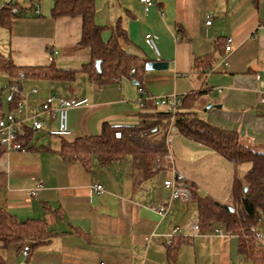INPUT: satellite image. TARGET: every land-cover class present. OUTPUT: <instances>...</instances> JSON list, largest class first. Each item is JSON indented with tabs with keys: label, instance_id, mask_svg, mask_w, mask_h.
<instances>
[{
	"label": "crops",
	"instance_id": "0c3cea01",
	"mask_svg": "<svg viewBox=\"0 0 264 264\" xmlns=\"http://www.w3.org/2000/svg\"><path fill=\"white\" fill-rule=\"evenodd\" d=\"M3 2L0 0L1 5ZM30 4L39 9V15L31 16L26 11L9 25L0 24V53L9 56L16 66H47L53 62L58 69L79 70L88 63V48L77 46L80 19H53L52 0H31ZM94 6L97 25L121 24L130 40L129 54L145 64L166 62L167 69L145 70L141 86L126 77L98 87L84 73H78L85 76L86 88L76 95L58 96L88 99L86 104L68 111L71 132L66 141L98 135L104 124L131 126L138 122L141 113L160 111L150 101L143 106L138 104V88L142 87L156 98L176 95L182 99L189 93L203 91L193 105L200 118L235 131L242 143L262 149L257 152L264 151V107L257 101L258 91H264V82L255 79L256 74H264V27L260 26L264 22V0H158L157 5L147 10L139 0H94ZM208 17L209 26L205 24ZM147 33L156 37L159 58L144 41ZM109 36L110 30L105 28L102 38L107 40ZM228 38L232 39L231 51L225 52ZM206 55L211 56L212 65L200 74L193 63ZM42 83L66 84L71 93L74 91L72 83L25 79L24 91L39 87V94L29 98L32 108L52 94L44 91L42 87L48 84ZM214 89H222V93ZM8 91L7 111L2 109L0 100L5 113L12 111L9 100L15 98ZM34 135L25 136L28 149L24 153L0 150V206L19 221L42 220L53 237L26 258L23 256L26 252L18 244L0 243L3 264L245 263L237 252V236L216 237L213 233L206 237L192 235L188 242L178 246L175 259L168 262L164 237L175 226L183 225V217L191 211L189 201H169V192L162 185L171 177L169 170L161 171L162 177H151L135 185L131 161L126 157L106 166L92 159L87 170L79 161L62 155L61 138H56V143L37 145ZM173 140L176 147L170 144L168 151L186 185L195 187L201 196L213 198L215 190L207 188L202 192L194 171L219 165L221 157L178 133ZM177 149L189 153L185 164L191 165L193 171L185 172L179 167ZM229 163L237 173L238 166ZM243 174L237 173L240 177ZM35 179H40L43 186L30 197L28 193ZM95 185H100L103 192L96 194ZM162 205L167 212L159 217L154 209ZM260 225L264 226V222ZM258 227L255 231L264 243V234Z\"/></svg>",
	"mask_w": 264,
	"mask_h": 264
},
{
	"label": "trees",
	"instance_id": "16d2710c",
	"mask_svg": "<svg viewBox=\"0 0 264 264\" xmlns=\"http://www.w3.org/2000/svg\"><path fill=\"white\" fill-rule=\"evenodd\" d=\"M30 2L31 0L27 5L17 6L18 12L23 14L30 11L33 16ZM94 14V0H52L50 16L53 19H80L77 46L88 48L90 60L79 70H62L53 62L47 66H16L9 56L0 53V73L6 74L11 80L8 88L20 73L25 79L67 84L73 83L78 73H84L89 82L98 87L110 84L121 77H127L141 86L139 82L145 71V63L127 52L130 40L126 31L118 22L109 27L97 25ZM23 15L12 13L11 7H2L0 24L9 25ZM105 28L110 30L107 40L102 38ZM96 61L101 62L100 74L95 68ZM211 61L210 55L197 58L194 60L193 68L204 74L211 68ZM132 68L135 73L131 75ZM203 93V91L192 92L182 97V105L173 117L170 113L152 109L141 113L138 122L131 126L104 124L98 135L79 137L70 142L61 138L62 155L70 160L79 161L87 170L90 169L92 159H96L100 166H106L129 156L134 184L139 185L154 174L169 170V163L163 162L155 169L153 163L156 159L162 161L168 154L165 136L173 118L174 134L178 133L205 146L235 166L249 164L242 177L237 173L232 177L230 204L221 203L210 196H201L195 187L186 186L191 193L189 202L195 205L200 235L211 234L220 227L226 235L237 236V252L243 258L244 264H264V247L254 237L256 226L264 222V152L254 151L242 143L235 131L214 126L200 118L193 111V105ZM13 101L10 99L9 104L12 105ZM116 132L120 133L119 138L115 137ZM26 134L27 137H31L33 133ZM52 237L53 232L42 220L19 221L0 206L2 246L18 244L19 249L28 256L38 246L49 242ZM190 239L191 237H173L172 243L165 246L168 262L175 259L178 246ZM0 264H3L1 259Z\"/></svg>",
	"mask_w": 264,
	"mask_h": 264
},
{
	"label": "built area",
	"instance_id": "2783aa9c",
	"mask_svg": "<svg viewBox=\"0 0 264 264\" xmlns=\"http://www.w3.org/2000/svg\"><path fill=\"white\" fill-rule=\"evenodd\" d=\"M29 0H4L2 5H0V9L2 7H11V12L17 15L25 14L23 12L19 13L17 6L27 5ZM139 3L143 6L145 10L149 9L158 4V0H139ZM34 15H39V9H33ZM205 24L209 26L211 24L210 17L207 18ZM260 26L264 27V22L260 24ZM144 41L146 45L152 50V52L159 58L158 49L156 46V37L147 33L144 36ZM232 46V39L228 38L225 44V52H230ZM135 70L132 68L130 70V74H134ZM125 79L121 77L116 81H120ZM255 79L257 81L264 82V74H256ZM25 78L22 73H20L17 77V81H14L10 87V93L14 96L13 101V109L10 112L5 113L0 108V148L5 153L12 152H20L24 153L27 151L28 147L25 142L26 133H43L50 137L56 138H66L70 135V129L68 127V111L70 109L78 108L88 102V99H75V98H61L56 95L49 94L41 101L36 107H31V103L29 98L31 96H37L39 94V90L36 87H31L28 91H24L22 89V85ZM217 93H222V89H214ZM258 104L264 107V91H258L257 96ZM146 101H150L154 108L164 111L166 113H170L173 115L179 110L182 105V99L176 95L166 96V97H154L148 95L146 91L142 88H138V99L137 102L141 106L145 104ZM47 116V117H45ZM55 122V127H52L51 124ZM173 118L171 120V125L169 126L168 131L165 136V144L167 148H169L170 143L173 139ZM115 137L119 138L120 133L116 132ZM169 163V172L171 177L169 179H165L162 183L163 188L169 192V201L172 200H181L184 202H188L191 199V193L188 187L186 186V179L182 173H180L173 165V158L168 154L164 157ZM160 166L158 160L154 161L153 168H158ZM43 183L40 179L34 180V186L29 190V196L34 197L37 192L42 188ZM94 191L96 194H100L103 192V189L100 185L94 186ZM166 207L159 206L154 209V212L159 216L163 217L166 214ZM199 233L198 223H191L187 230H183L179 226H175L170 234L165 235L164 244L168 246L172 243V239L175 236L181 237H192ZM206 235H201L202 237H206ZM213 235L216 237H224L227 236L222 229H215ZM254 237L257 241H259L264 247V243L262 242L261 236L259 233L254 231ZM23 256L26 258L27 254L24 253ZM103 264V263H100Z\"/></svg>",
	"mask_w": 264,
	"mask_h": 264
},
{
	"label": "rangeland",
	"instance_id": "374dc122",
	"mask_svg": "<svg viewBox=\"0 0 264 264\" xmlns=\"http://www.w3.org/2000/svg\"><path fill=\"white\" fill-rule=\"evenodd\" d=\"M3 50L6 51V52L3 51V53L8 54L7 53L8 51L6 49H3ZM85 79L86 78L83 74H78L76 76L75 81L71 84L72 89L74 90L73 93H71L70 89L68 88V86L66 84L47 83L48 84L47 85V84L42 83L43 85H47V87H42V88L44 89V91L47 90V91H49L52 94L57 95V96H62V97L65 96L66 97V96H69L72 94L76 95L86 88ZM7 83H8V77L5 74L0 73V100L2 102V109L4 111H7V106H8L7 105V97H8V92H9L8 90L9 89H8ZM49 84H51V85H49ZM38 86L39 85H37V87ZM34 138L37 139V143H36L37 145H40V144L47 145L48 143H56L57 142L56 137H50L47 135L41 136L38 133H35ZM171 142H172V143H170L171 146L176 147L175 140L172 139ZM250 148H252V150H254V151L262 150V149H255L251 146H250ZM179 150H182V151L180 152ZM177 151L179 153L178 159L181 161L178 163L179 167L185 172L186 171L187 172L193 171L191 165L185 164V162L186 163L188 162L189 153L186 152L184 149H177ZM262 152H264V151H262ZM196 157H197V155H195V159H196ZM126 158L130 159L129 156H126ZM220 159H219V161H221L223 164L220 163L217 166L212 164V166H210L209 168L199 169V170L194 171V172L196 174H198V176H199V182L201 185L200 189L203 190L202 192H205V190L207 188H212L216 192L215 196L213 198H216L217 201H219L221 203L230 204L231 203V196H230L231 178H232V175H234V173H235V167H233V165H231L229 162L227 163L226 160H223L222 158H220ZM157 160H158L160 165H162L163 162L168 163L166 160H164V158L162 159V161L160 159H156L155 161H157ZM248 166H249L248 163H244V164L238 166L236 168V172L238 173V175L244 173ZM152 177H154V178L162 177V174L156 173ZM209 178H211V180H209ZM188 205H189V208L191 211L187 215L185 214V216L183 217L185 223L183 225H180L178 223L179 225H177L182 229L187 228L191 223L197 222L195 205L191 202ZM260 223L256 227L259 226L258 230L264 234V226L260 225Z\"/></svg>",
	"mask_w": 264,
	"mask_h": 264
},
{
	"label": "water",
	"instance_id": "95a60500",
	"mask_svg": "<svg viewBox=\"0 0 264 264\" xmlns=\"http://www.w3.org/2000/svg\"><path fill=\"white\" fill-rule=\"evenodd\" d=\"M100 61L95 62V68L97 70V73L100 74ZM167 69V63L163 61H149L145 64V70L147 71H160V70H166ZM133 84H136L135 81H133ZM210 107V106H208Z\"/></svg>",
	"mask_w": 264,
	"mask_h": 264
}]
</instances>
